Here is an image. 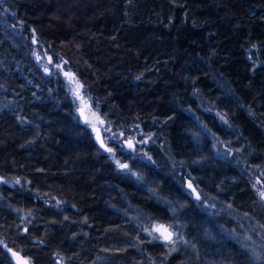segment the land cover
Wrapping results in <instances>:
<instances>
[{
    "label": "trees",
    "instance_id": "trees-1",
    "mask_svg": "<svg viewBox=\"0 0 264 264\" xmlns=\"http://www.w3.org/2000/svg\"><path fill=\"white\" fill-rule=\"evenodd\" d=\"M0 177V264H264V0H0Z\"/></svg>",
    "mask_w": 264,
    "mask_h": 264
},
{
    "label": "rangeland",
    "instance_id": "rangeland-1",
    "mask_svg": "<svg viewBox=\"0 0 264 264\" xmlns=\"http://www.w3.org/2000/svg\"><path fill=\"white\" fill-rule=\"evenodd\" d=\"M46 62L51 65L52 64V61L50 58H47L46 59ZM56 66V65H55ZM56 67H60V70L62 71L63 75L66 77V80L73 92V94L78 98V100L80 101L81 103V109L83 110V115L82 118L83 120H87L90 122V124L92 125L93 128H100L101 124H102V119L100 118V116L94 112H92L90 110V107L88 105V103L85 101V99L81 96V90H82V84L79 82V80L77 79V77L72 73L70 72L69 70L66 69V66L64 64V62H61L58 66ZM8 179H6L5 177H0V184L1 183H8ZM236 222H238V219H236ZM165 226L166 228L170 229L173 233H174V238L173 240L171 241V243H175L176 240L178 239V234L176 233V231L169 225H166V224H152L151 226V233L152 234H155L156 235H159L160 236V233L156 231V228L158 226ZM241 230L239 232L240 236L246 240L244 241L245 242V246H247V248L253 252V253H256V245H255V242L253 241V238L252 236H250V231L247 227L243 228L242 229V226L240 227ZM247 228V229H246ZM180 246L179 244H175L174 246V252H177L179 250Z\"/></svg>",
    "mask_w": 264,
    "mask_h": 264
},
{
    "label": "water",
    "instance_id": "water-1",
    "mask_svg": "<svg viewBox=\"0 0 264 264\" xmlns=\"http://www.w3.org/2000/svg\"><path fill=\"white\" fill-rule=\"evenodd\" d=\"M79 112H80L81 115H83V110L82 109H80ZM94 132H95V138H96L97 143L100 145V147L102 149L107 150L108 146H107V144H106V142L104 140V137H103L101 129H99V128L95 129L94 128ZM168 231L172 232L170 229H168ZM173 238H174V233L172 235V240H173ZM163 241L166 242V243H170L171 242V241H165V240H163ZM9 256H10V259L12 261V264H31L28 260L24 259L18 252L14 251V250H11L9 252Z\"/></svg>",
    "mask_w": 264,
    "mask_h": 264
},
{
    "label": "snow or ice",
    "instance_id": "snow-or-ice-1",
    "mask_svg": "<svg viewBox=\"0 0 264 264\" xmlns=\"http://www.w3.org/2000/svg\"><path fill=\"white\" fill-rule=\"evenodd\" d=\"M129 147H131V144H129ZM109 151H111V150L109 149ZM120 167H127V166L126 165H120ZM261 196L264 197V193H261ZM156 231L160 233V236L155 237L156 239L162 238L165 241H171L172 240L173 233L168 231V229L165 226H163V225L158 226L156 228Z\"/></svg>",
    "mask_w": 264,
    "mask_h": 264
}]
</instances>
